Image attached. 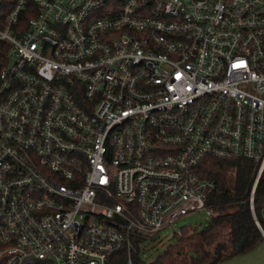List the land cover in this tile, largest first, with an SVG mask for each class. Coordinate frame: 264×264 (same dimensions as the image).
Segmentation results:
<instances>
[{"label":"built area","instance_id":"1","mask_svg":"<svg viewBox=\"0 0 264 264\" xmlns=\"http://www.w3.org/2000/svg\"><path fill=\"white\" fill-rule=\"evenodd\" d=\"M208 157L258 163L253 212L264 0H0V264H159Z\"/></svg>","mask_w":264,"mask_h":264},{"label":"trees","instance_id":"2","mask_svg":"<svg viewBox=\"0 0 264 264\" xmlns=\"http://www.w3.org/2000/svg\"><path fill=\"white\" fill-rule=\"evenodd\" d=\"M258 166V163L245 159L206 158L200 165V172L215 183V190L209 196L214 215L201 229L182 227L180 233L176 234L175 243L169 245L154 261L159 264H216L246 253L260 243L264 239V218L261 214L264 205V168L255 185L253 212L249 204ZM223 228H226L224 236ZM140 239H133V264H145L139 258L136 244ZM210 241L215 243L212 251L207 248ZM126 257L125 250L115 252L110 257V264H123Z\"/></svg>","mask_w":264,"mask_h":264},{"label":"rangeland","instance_id":"3","mask_svg":"<svg viewBox=\"0 0 264 264\" xmlns=\"http://www.w3.org/2000/svg\"><path fill=\"white\" fill-rule=\"evenodd\" d=\"M261 214L264 218V205L261 209ZM208 222L205 217L204 211H195L184 215L179 218L174 225H169L164 229L157 231L151 235L147 236V242L145 243V248L141 251V256H143L144 260L150 261L157 258L161 255L169 245L175 243L176 235L175 230L180 227H190L191 229H201ZM226 234V228L222 229V235ZM210 241L207 245V248L212 251L215 243H211Z\"/></svg>","mask_w":264,"mask_h":264},{"label":"water","instance_id":"4","mask_svg":"<svg viewBox=\"0 0 264 264\" xmlns=\"http://www.w3.org/2000/svg\"><path fill=\"white\" fill-rule=\"evenodd\" d=\"M255 220L258 227L262 231L256 218ZM216 264H264V239L260 243H258L252 250L243 254H238L226 260L220 261Z\"/></svg>","mask_w":264,"mask_h":264}]
</instances>
